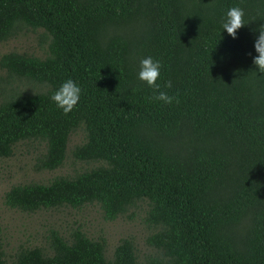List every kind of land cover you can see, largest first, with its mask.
I'll return each mask as SVG.
<instances>
[{
  "label": "trees",
  "instance_id": "1",
  "mask_svg": "<svg viewBox=\"0 0 264 264\" xmlns=\"http://www.w3.org/2000/svg\"><path fill=\"white\" fill-rule=\"evenodd\" d=\"M232 6L244 11L235 39L220 29ZM22 27L42 29L46 53L0 57L10 75L38 85L4 89L0 157L39 140L38 167L56 169L82 127L72 154L98 164L13 184L4 204L33 212L95 203L113 220L145 200L157 252L139 260L122 238L108 257L103 237L76 228L10 260L0 240V264H264V73L252 64L264 0H0V42ZM149 55L170 104L149 99L152 88L136 78ZM67 78L81 95L65 114L50 94Z\"/></svg>",
  "mask_w": 264,
  "mask_h": 264
},
{
  "label": "rangeland",
  "instance_id": "2",
  "mask_svg": "<svg viewBox=\"0 0 264 264\" xmlns=\"http://www.w3.org/2000/svg\"><path fill=\"white\" fill-rule=\"evenodd\" d=\"M46 42L47 38L44 37L42 29L22 27L14 36L0 42V57L10 51L43 57L46 53ZM9 86L26 90L38 85L25 78L10 75L0 66V100L6 91L4 89ZM83 138L82 127L69 135L65 159L59 167L52 170L38 167V158L44 151V144L39 140L20 141L14 145L10 156L0 157V240L7 260L11 259L19 247L46 246L53 232L68 237L76 228L93 238L103 237L108 257L122 238L133 241L139 260L157 252L146 239L156 228L145 220L148 209L145 200L137 202L113 220L104 219L100 207L95 203L78 208L58 206L33 212L9 208L4 204V193L13 184L46 183L55 176H72L98 164L97 161L80 160L73 156V148Z\"/></svg>",
  "mask_w": 264,
  "mask_h": 264
},
{
  "label": "clouds",
  "instance_id": "3",
  "mask_svg": "<svg viewBox=\"0 0 264 264\" xmlns=\"http://www.w3.org/2000/svg\"><path fill=\"white\" fill-rule=\"evenodd\" d=\"M243 17L244 11L242 8L238 6L229 7L221 20L220 29H223L230 37L235 39L237 30L245 24ZM253 48L257 55L252 57V64L256 66V71L264 73V28H259V34L253 41ZM160 70L161 62L158 59H154L150 55L145 56L138 62L136 78L152 88L153 93L149 99L170 104L175 97L160 90L161 86L157 83ZM164 87L171 88L172 82L166 81ZM80 95L81 88L79 84L71 78H67L51 92L50 99L63 113L67 114L79 103Z\"/></svg>",
  "mask_w": 264,
  "mask_h": 264
}]
</instances>
